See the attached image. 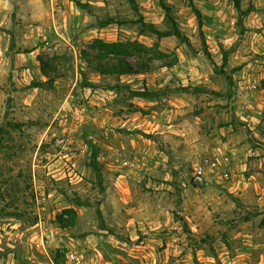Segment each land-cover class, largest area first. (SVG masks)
I'll use <instances>...</instances> for the list:
<instances>
[{"label": "rangeland", "instance_id": "obj_1", "mask_svg": "<svg viewBox=\"0 0 264 264\" xmlns=\"http://www.w3.org/2000/svg\"><path fill=\"white\" fill-rule=\"evenodd\" d=\"M80 1L0 0V264H264V0Z\"/></svg>", "mask_w": 264, "mask_h": 264}, {"label": "trees", "instance_id": "obj_2", "mask_svg": "<svg viewBox=\"0 0 264 264\" xmlns=\"http://www.w3.org/2000/svg\"><path fill=\"white\" fill-rule=\"evenodd\" d=\"M74 1L75 4L78 7H84L85 4L82 3L80 0H71ZM162 7L165 9L166 14L169 15L170 14V7L168 5H166L164 2H162ZM196 12L200 15V12L195 8ZM112 21V19H109L108 21L104 22L102 24V26L108 25L110 24ZM172 24H174V22H172ZM158 36H162V37H166V36H170V35H175L179 38H184L182 37V34L180 32V30L178 29V27L175 25L173 31H158L157 29L154 30ZM98 44V49L100 51L104 50V51H112L115 52L117 49H120L121 44L119 43H106L102 40H97L96 41ZM101 73H115L118 76L121 75H126V74H137L139 73V71H137L130 63H128L125 60L119 59L117 63H115L114 65H111L110 67L107 68H102L100 69ZM88 86H92L91 83H88ZM264 90V87H263ZM134 96H142V97H147L149 95H151V92H139V91H135ZM93 166L96 170H98V162H97V157H96V153H93ZM76 205H83V203H81V201L77 200L75 202ZM67 217H64V216ZM76 219H77V211L75 208L73 207H69V208H65L62 213L58 216V223L60 224V226L62 227H72L75 225L76 223Z\"/></svg>", "mask_w": 264, "mask_h": 264}, {"label": "built area", "instance_id": "obj_3", "mask_svg": "<svg viewBox=\"0 0 264 264\" xmlns=\"http://www.w3.org/2000/svg\"><path fill=\"white\" fill-rule=\"evenodd\" d=\"M193 181L198 183L204 180V167L201 164L194 166Z\"/></svg>", "mask_w": 264, "mask_h": 264}, {"label": "crops", "instance_id": "obj_4", "mask_svg": "<svg viewBox=\"0 0 264 264\" xmlns=\"http://www.w3.org/2000/svg\"><path fill=\"white\" fill-rule=\"evenodd\" d=\"M33 52H36V51H33ZM33 52H32V53H33ZM171 127H173V125H172Z\"/></svg>", "mask_w": 264, "mask_h": 264}]
</instances>
